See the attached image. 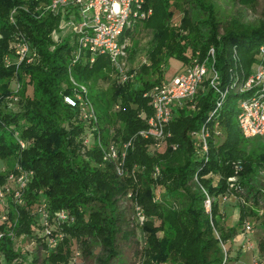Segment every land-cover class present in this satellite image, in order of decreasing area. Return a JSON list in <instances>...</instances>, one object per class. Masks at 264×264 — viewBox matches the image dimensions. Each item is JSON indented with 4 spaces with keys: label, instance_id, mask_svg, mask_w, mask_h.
I'll use <instances>...</instances> for the list:
<instances>
[{
    "label": "trees",
    "instance_id": "trees-1",
    "mask_svg": "<svg viewBox=\"0 0 264 264\" xmlns=\"http://www.w3.org/2000/svg\"><path fill=\"white\" fill-rule=\"evenodd\" d=\"M50 1L0 0V192L10 188L11 174H33L23 203L10 194L0 197V264H229L241 256V249L232 255L235 240L253 220L263 232L257 249L264 264V144L261 152L250 151L254 139L244 137L238 122L242 102L257 89L229 90L211 117L220 97L210 85L213 66L221 89L243 85L264 68V7L257 21L246 17L264 0H232L240 9L228 20L215 0H147L152 16L137 20L121 38L152 34L146 61L128 72L127 82L112 79L119 73L106 55L91 64L86 53L73 63L70 11L40 8ZM23 37L30 62L16 54ZM171 58L184 68L207 61L210 72L192 101L173 108L158 147L139 133L154 115L147 94L165 82ZM71 78L90 89L98 128L65 103L64 96L75 92ZM101 80L112 82V96L90 94ZM18 84V105L7 108ZM204 126L207 152L194 135ZM99 139L103 147L132 140L124 175L104 159ZM231 201L238 219L229 226L224 211ZM63 211L67 222L59 220ZM15 235L35 243V251L18 250ZM127 242L136 246L132 259L123 253Z\"/></svg>",
    "mask_w": 264,
    "mask_h": 264
},
{
    "label": "built area",
    "instance_id": "built-area-1",
    "mask_svg": "<svg viewBox=\"0 0 264 264\" xmlns=\"http://www.w3.org/2000/svg\"><path fill=\"white\" fill-rule=\"evenodd\" d=\"M147 0H51L50 3L44 5L46 12L59 14L61 11L69 10L70 17L67 21L68 28L76 38L75 46L77 47L76 57L73 63L78 62L86 53L89 54V62L95 63L98 56L106 55L110 58L111 63L119 73L121 82H127L132 78L126 71V60L128 58L127 43L122 42L121 38L127 29L132 28L137 20L147 19L152 16L153 11L146 6ZM264 55V47L261 49ZM16 54L20 62L31 61L30 45L26 38H21L17 45ZM210 59L215 62V50L209 52ZM210 72L207 61L195 60L184 72L177 75L172 81H165L156 85L150 93L154 108V115L148 119L149 128L140 131L139 135L143 138H154L157 146L165 137V128L173 118V108L178 105L183 107L187 101H192L199 89L202 87L205 78ZM210 85L219 93V101L216 109L212 112L211 117L217 113L222 106L223 101L229 90L237 89L245 92L251 89H257L255 94L241 104V112L238 117L239 126L242 133L247 139H255L264 136V68L260 67L255 73L249 76L243 85L237 86L232 83L226 89L220 88L219 74L214 66L211 68ZM75 92L72 95H65L64 101L67 105L81 110L82 117L93 122L95 128H98V118L89 98V89L85 85L77 83L71 78ZM20 85H17V91ZM194 135L203 142L204 152L208 151L207 138L209 130L203 127L200 133ZM92 134L85 140V144H89ZM22 148L26 144L19 139ZM104 152V159L112 163L120 175H124L125 160L127 151L132 146V140L123 143L121 146L110 144L103 147L101 139L98 140ZM177 146L174 147L176 149ZM32 173L19 172V174H11L9 179H15L19 188L14 192L13 199L18 203H23V193L25 186L30 182ZM230 180H234L233 178ZM10 193V188L5 187L0 192V197ZM211 201L207 200V207L210 209ZM39 213L46 219L48 215L44 208L39 209ZM137 215L140 221L144 220L141 209L137 208ZM6 215H2V220H6ZM61 222H67L70 217L66 211L59 214ZM247 232L251 231V226L247 223ZM251 247V245L249 244ZM260 264L259 260L255 261Z\"/></svg>",
    "mask_w": 264,
    "mask_h": 264
},
{
    "label": "rangeland",
    "instance_id": "rangeland-1",
    "mask_svg": "<svg viewBox=\"0 0 264 264\" xmlns=\"http://www.w3.org/2000/svg\"><path fill=\"white\" fill-rule=\"evenodd\" d=\"M215 2L217 3V7L221 10V15L225 20H228L234 17L236 12L240 9V7L235 5L232 2V0H215ZM263 7L264 5L263 3H261L256 11L248 10V12H246V17L248 18V21L249 22L257 21L261 17ZM174 28H177V27L174 26ZM151 38H152V34L149 31L144 30L140 32L139 34L137 33L134 39H128V41H126L127 48L129 49V53L132 52V54L130 55L128 53V58L125 61L127 72H129L130 70L139 68L141 64L146 61L147 50L149 48ZM55 39L58 40V37L55 36ZM68 40L72 46L76 42V38L73 34ZM183 67H184V64L181 61L171 58L168 61L166 68L164 69V80L167 82L172 81L175 78V76L179 74V72L182 70ZM117 78H119V76L118 74L116 76V73H115L112 79L116 80ZM111 84H112L111 81L101 80L99 81L98 84L93 85L94 90L92 91V93L90 92V94L94 95L97 98L101 97L102 94L106 95V97H110L112 96V91L110 89ZM15 91L16 92L14 94V97L11 99H8L4 104L7 108L15 109L18 105L19 98H20L19 91H17V88L15 89ZM263 144H264V136L255 138L254 143L250 145V151H253L254 153L261 152L263 150V146H262ZM18 188H19V185L17 181L15 179H11L9 194L13 196L14 192H16ZM229 203L230 205L227 207V209L224 212L227 215V217H229L227 220V224L229 226H232L236 224L237 222L238 209L235 206L234 201H231ZM247 223L251 226V231L247 232L246 230L244 234H241L236 238L234 250L232 252V255L235 256L238 253L237 252L238 249H241L242 254L239 257L238 261H232V262H229V264H256L255 261L261 259L258 255L257 244L260 238L263 236V232L261 228L259 227V223L256 220L249 221ZM14 238H15L14 240L16 242L17 249L21 250L25 254L29 252H34L35 249L37 248L35 243L30 242L28 239H26L22 235L21 236L15 235ZM249 244L251 245V247L249 246ZM122 249H123V253L125 257L127 259L128 258L132 259L133 253L136 250V246H134L133 242H127L123 244ZM260 261H263V260H260ZM80 264H83V262L82 263L80 262ZM84 264H94V263L91 261H88V262H84Z\"/></svg>",
    "mask_w": 264,
    "mask_h": 264
},
{
    "label": "crops",
    "instance_id": "crops-1",
    "mask_svg": "<svg viewBox=\"0 0 264 264\" xmlns=\"http://www.w3.org/2000/svg\"><path fill=\"white\" fill-rule=\"evenodd\" d=\"M185 69H186V68L183 67L182 70L179 72V74H181L182 72H184ZM179 74H177V75H179ZM177 75H176V76H177ZM176 76H175V77H176Z\"/></svg>",
    "mask_w": 264,
    "mask_h": 264
}]
</instances>
